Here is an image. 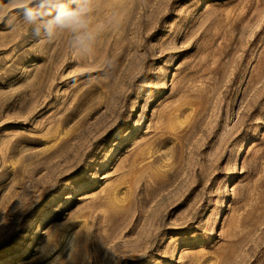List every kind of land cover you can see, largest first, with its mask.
I'll return each mask as SVG.
<instances>
[{
  "label": "rangeland",
  "instance_id": "rangeland-1",
  "mask_svg": "<svg viewBox=\"0 0 264 264\" xmlns=\"http://www.w3.org/2000/svg\"><path fill=\"white\" fill-rule=\"evenodd\" d=\"M88 7L0 0V264H264V0Z\"/></svg>",
  "mask_w": 264,
  "mask_h": 264
},
{
  "label": "clouds",
  "instance_id": "clouds-1",
  "mask_svg": "<svg viewBox=\"0 0 264 264\" xmlns=\"http://www.w3.org/2000/svg\"><path fill=\"white\" fill-rule=\"evenodd\" d=\"M69 3H76L75 8ZM10 11L19 13V18L38 35L43 29L49 36L55 31L69 32L73 43L87 47L94 36L89 30L88 0H8ZM5 10H0V22L8 27ZM10 18V17H9Z\"/></svg>",
  "mask_w": 264,
  "mask_h": 264
}]
</instances>
